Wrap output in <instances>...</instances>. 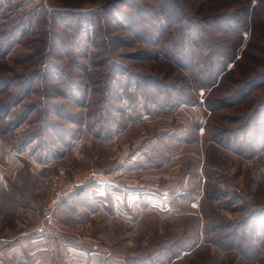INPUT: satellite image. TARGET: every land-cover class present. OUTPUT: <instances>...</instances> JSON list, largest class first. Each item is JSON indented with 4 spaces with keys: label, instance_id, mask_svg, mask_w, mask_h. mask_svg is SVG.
Listing matches in <instances>:
<instances>
[{
    "label": "rangeland",
    "instance_id": "rangeland-1",
    "mask_svg": "<svg viewBox=\"0 0 264 264\" xmlns=\"http://www.w3.org/2000/svg\"><path fill=\"white\" fill-rule=\"evenodd\" d=\"M258 213L264 0H0V264H264Z\"/></svg>",
    "mask_w": 264,
    "mask_h": 264
},
{
    "label": "trees",
    "instance_id": "trees-1",
    "mask_svg": "<svg viewBox=\"0 0 264 264\" xmlns=\"http://www.w3.org/2000/svg\"><path fill=\"white\" fill-rule=\"evenodd\" d=\"M79 189H80V187H77L76 189H75V191H79ZM74 193V192H73ZM263 213H261V214H259L258 213V215H257V217H262V216H264V214L262 215ZM254 225H255V228L258 226V223H254Z\"/></svg>",
    "mask_w": 264,
    "mask_h": 264
}]
</instances>
